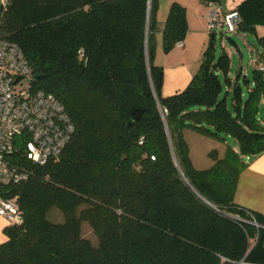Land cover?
I'll use <instances>...</instances> for the list:
<instances>
[{
	"label": "trees",
	"instance_id": "obj_1",
	"mask_svg": "<svg viewBox=\"0 0 264 264\" xmlns=\"http://www.w3.org/2000/svg\"><path fill=\"white\" fill-rule=\"evenodd\" d=\"M157 9L158 0L149 8L147 0L0 6V33L20 48L30 87L52 93L74 127L45 164L16 160L30 171L7 187L23 221L3 229L0 264H264V215L234 203L247 160L264 153V71L257 66L243 89L228 76L229 55L216 56L211 42L189 83L162 96ZM232 10L241 18L236 32L264 25V0ZM187 30L185 7L172 2L163 51ZM132 108L143 109L139 120ZM186 129L223 143L208 152V167L194 166ZM52 209L61 222L48 218ZM84 224L96 244L83 236Z\"/></svg>",
	"mask_w": 264,
	"mask_h": 264
},
{
	"label": "built area",
	"instance_id": "obj_2",
	"mask_svg": "<svg viewBox=\"0 0 264 264\" xmlns=\"http://www.w3.org/2000/svg\"><path fill=\"white\" fill-rule=\"evenodd\" d=\"M7 3L1 0V9ZM147 3L150 5L151 0ZM240 22L236 10L225 11L218 2L207 15L208 31L213 33H236ZM258 60L259 70L264 71V56ZM24 77H31V71L20 48L0 33V215L8 225L20 224L23 218L17 195H9L7 187L30 175L16 160L22 156L26 161L45 164L61 152L74 129L55 96L31 88L30 83L22 85ZM250 223L259 227L254 220Z\"/></svg>",
	"mask_w": 264,
	"mask_h": 264
},
{
	"label": "crops",
	"instance_id": "obj_3",
	"mask_svg": "<svg viewBox=\"0 0 264 264\" xmlns=\"http://www.w3.org/2000/svg\"><path fill=\"white\" fill-rule=\"evenodd\" d=\"M241 1L228 0L224 4L223 0L220 2L217 0H158L154 34L155 63L163 68L162 96H170L181 91L197 71L202 52L208 42V36L211 35L207 28L209 10L215 7L218 2L224 6L225 11H230ZM172 2H178L185 7L188 30L182 46H175L165 53L162 49V26ZM255 29V37H264V25H257ZM261 53L258 52V56ZM234 203L264 215V153L247 160V166L238 179ZM6 226V220L0 215V243L6 240L3 233Z\"/></svg>",
	"mask_w": 264,
	"mask_h": 264
},
{
	"label": "rangeland",
	"instance_id": "obj_4",
	"mask_svg": "<svg viewBox=\"0 0 264 264\" xmlns=\"http://www.w3.org/2000/svg\"><path fill=\"white\" fill-rule=\"evenodd\" d=\"M227 2L228 0H223L224 4ZM226 37L233 38L237 42V47L229 45L225 40ZM210 38L211 35L208 36L206 47L212 42L213 50L216 56H218L222 51H225L229 55L230 67L228 76L232 80L237 76L241 86L245 89L244 79L248 78L251 80L253 70L258 66V52L260 53L264 50L259 44L258 38L255 37V34L249 32L223 34L219 31L213 34L212 40ZM237 49H239V51H237ZM240 68L241 71L239 72ZM219 75L223 86L226 89L225 77L221 72ZM29 83L30 77H24L21 80V84L24 86H27ZM184 137L190 146V156L192 157L196 168H206L211 165L212 160L209 158L208 152L212 149L220 151L223 146L221 141L213 137L202 135L192 129H186L184 131ZM226 142L232 146H236L235 141L231 137H228ZM48 218L54 222L62 221V216L57 209L49 211ZM82 234L84 237L90 239L93 244H96V238L87 224L83 225Z\"/></svg>",
	"mask_w": 264,
	"mask_h": 264
},
{
	"label": "water",
	"instance_id": "obj_5",
	"mask_svg": "<svg viewBox=\"0 0 264 264\" xmlns=\"http://www.w3.org/2000/svg\"><path fill=\"white\" fill-rule=\"evenodd\" d=\"M0 5H1V0H0ZM149 8V5H148ZM225 40L227 41V43L233 47H237V42L231 38V37H226ZM237 51H239V49H237ZM241 71V68L239 69V72ZM132 116L134 120H139L141 118V115L143 113V109L141 108H132L131 110Z\"/></svg>",
	"mask_w": 264,
	"mask_h": 264
}]
</instances>
